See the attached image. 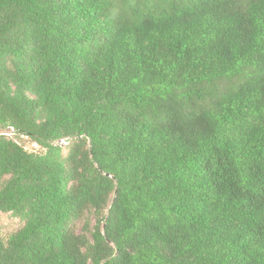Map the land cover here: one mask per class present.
I'll return each instance as SVG.
<instances>
[{
    "label": "trees",
    "instance_id": "trees-1",
    "mask_svg": "<svg viewBox=\"0 0 264 264\" xmlns=\"http://www.w3.org/2000/svg\"><path fill=\"white\" fill-rule=\"evenodd\" d=\"M0 128V264H264V0H0Z\"/></svg>",
    "mask_w": 264,
    "mask_h": 264
},
{
    "label": "rangeland",
    "instance_id": "rangeland-1",
    "mask_svg": "<svg viewBox=\"0 0 264 264\" xmlns=\"http://www.w3.org/2000/svg\"><path fill=\"white\" fill-rule=\"evenodd\" d=\"M0 131H4L5 134L11 138H16L13 134V130L12 129H6V130H2L0 128ZM17 141H19L21 144L25 145V147L31 151V152H40V148L37 147L35 144H33L29 139L27 138H21V139H17ZM0 226H1V232L2 234L7 237L9 236L11 233H13L14 231L17 230V228L20 227V221L19 219H17L16 217L10 215V214H1L0 213ZM82 224L79 223L77 226V230L81 229Z\"/></svg>",
    "mask_w": 264,
    "mask_h": 264
},
{
    "label": "built area",
    "instance_id": "built-area-1",
    "mask_svg": "<svg viewBox=\"0 0 264 264\" xmlns=\"http://www.w3.org/2000/svg\"><path fill=\"white\" fill-rule=\"evenodd\" d=\"M62 143H65V141H63Z\"/></svg>",
    "mask_w": 264,
    "mask_h": 264
}]
</instances>
